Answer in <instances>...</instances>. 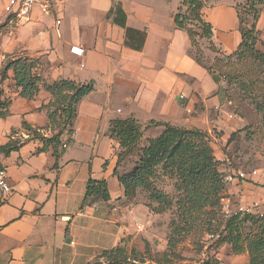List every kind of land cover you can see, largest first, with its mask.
Returning a JSON list of instances; mask_svg holds the SVG:
<instances>
[{"label": "crops", "instance_id": "0c3cea01", "mask_svg": "<svg viewBox=\"0 0 264 264\" xmlns=\"http://www.w3.org/2000/svg\"><path fill=\"white\" fill-rule=\"evenodd\" d=\"M5 1L0 0V100L7 106L0 118V166L12 190L0 203V264H94L103 250L131 248L143 233L141 215H150L149 206L126 201L114 174L120 147L109 135L113 119L134 117L144 138L162 132L156 122L200 129L211 137L218 159L242 119L230 108L225 81L196 59L186 29L174 22L183 0H42L26 16L5 13ZM242 1H205L201 14L212 35L201 41L212 59L209 43L229 55L241 42ZM256 28V46L264 51V5ZM18 57L33 59L42 78L32 98L20 95L13 69H4ZM59 79L92 82L94 88L77 104L74 131L61 136L56 156L52 146L38 151L42 144L30 140L26 128L45 136L55 132L41 106L51 99L46 87ZM11 143L16 148L5 153ZM90 178L107 182L108 201L83 204ZM244 178L229 182L226 193L240 203H263L264 193H246L251 183ZM142 260L155 262L149 253ZM247 261L244 255L229 264Z\"/></svg>", "mask_w": 264, "mask_h": 264}, {"label": "trees", "instance_id": "16d2710c", "mask_svg": "<svg viewBox=\"0 0 264 264\" xmlns=\"http://www.w3.org/2000/svg\"><path fill=\"white\" fill-rule=\"evenodd\" d=\"M205 1L207 0H183L174 15V22L177 26L186 29L191 44L197 52L200 51L197 37L207 39L212 35V25L205 21L201 14ZM263 5L264 0H246L243 5L237 4L238 17H240L241 7L250 19L247 21L240 19L241 42L231 53L235 59H246L264 65V51L256 46L259 40L256 21ZM191 20L197 21V29L191 26ZM209 44L212 51L216 50V53H220L212 43ZM195 56L201 63L197 53ZM215 60L220 63L225 60L229 62L226 56L221 59L216 57ZM203 65L213 73L216 79H223L225 82H229L235 75L239 76L243 71L239 69L232 72L221 70L216 72L212 67ZM8 68L13 69L14 80L20 95L25 98L34 97L42 81L41 76L34 70V60L29 57L11 59L4 67L5 70ZM241 82L244 88L247 83ZM93 88L92 82L78 83L71 79H59L46 87L51 94V99L41 107L47 109L50 126L55 132L45 136L36 129L26 128L29 130L28 138L38 140L42 144L38 151H44L52 146L53 154L58 156L57 147L63 144L61 136L64 133L70 135L74 131L77 104ZM228 92L227 85L225 86L226 96ZM6 106L7 103L0 100V118L6 115L4 109ZM152 124L162 125V132L156 137L144 138L142 125L132 116L115 118L110 123L109 135L118 141L120 147L117 152V165L123 156L129 155L143 141L139 147L134 168L123 175L118 173L117 168L114 170V174L123 187L126 201L135 197L136 190L140 188L148 193L149 205L164 203L168 208L173 209V218L169 221L170 231L167 235L168 249L174 248L185 236L198 230H206L199 250L201 253H206V256L196 264H220L215 255L224 242L229 243L236 253L243 250V242H246L245 247L249 252L247 263L264 264V213H233L224 217L222 208L226 194V181L219 169V160L212 149L209 134L200 129L184 128L169 123ZM15 148L16 143H11L4 147V151L8 153ZM163 179L171 182L172 193L166 192L159 184ZM90 199L104 201L110 199L107 182L104 179L90 178L87 181L83 204ZM248 222H251L252 226H249ZM255 223L258 230L252 232L250 227H253ZM245 228H250V232L245 233ZM206 234H218V237L204 248ZM209 250H214V254L210 255ZM166 255L167 253H163L162 259L159 260L155 255V260H152L158 264H169V260L163 257ZM143 263L138 251L133 248L128 250L125 245L101 251L94 262V264Z\"/></svg>", "mask_w": 264, "mask_h": 264}, {"label": "rangeland", "instance_id": "374dc122", "mask_svg": "<svg viewBox=\"0 0 264 264\" xmlns=\"http://www.w3.org/2000/svg\"><path fill=\"white\" fill-rule=\"evenodd\" d=\"M245 1L243 0L238 4L243 5ZM240 11L239 21L240 19L246 21L250 19L249 16L244 14V9L241 7ZM190 24L194 29H197L196 20H191ZM197 39L200 51L197 52L196 48H193V50L194 53H197L202 64L212 67L216 72L218 70L224 72L243 70L239 76L235 75L229 82H225L226 87L227 85L229 87L226 98L230 102V108L238 119H242V124L231 132L227 145L222 147L224 157L220 159L216 157L219 160V169L224 176L232 175V177H235L238 172H243L246 177L244 179L251 183L249 185L250 189L246 192L247 194L253 195L254 192L257 194L264 193V65L246 59H235L232 54L216 53V50L212 51L210 44H208V48L214 53V58L212 59L203 50L204 43L201 40L206 38L198 36ZM223 56L228 57L229 62L227 60L222 63L216 62V57L217 59H221ZM241 81L247 83L244 88ZM142 143L143 141L140 145ZM140 145H137L129 155L123 156L120 159L118 163L119 169H117L120 175L129 173L134 168ZM228 183L226 182L227 188ZM159 184L162 185L166 192L172 193L173 190L169 180L163 179ZM147 197L148 193L144 189L138 188L135 192V197L131 198L130 201L139 207L143 205L147 207L150 203ZM232 197V194L226 193L224 198H229V201L224 199L223 205L228 203L229 207L234 209L240 202ZM244 203L254 205L255 212L259 214L264 213V202L259 204L246 201ZM149 206L151 208L149 210L150 215H147V217L141 215L145 224V228L142 227L143 233L140 234V239L134 240L135 242H133L132 247L128 248V250L132 249L135 245V249H139L138 253L142 258H147L149 253L151 259H154L156 255L157 260L162 259L161 255L163 253H167L163 257L169 260V264H196L206 256V253L199 251L201 239L206 230L195 231L182 238L174 248L168 249L167 235L170 231L169 221L173 218V209L168 208L167 204L164 203H151ZM247 224L250 226L251 222ZM250 228L252 232L257 231V223L253 224V227ZM250 228H245L244 232H250ZM245 245L246 242H243V250L236 253L229 243L224 242L217 249L215 256L218 257L217 253L221 254V259L218 258L220 264H229L231 259L244 255H248L249 257V252ZM209 254L213 255L214 250H209Z\"/></svg>", "mask_w": 264, "mask_h": 264}, {"label": "built area", "instance_id": "2783aa9c", "mask_svg": "<svg viewBox=\"0 0 264 264\" xmlns=\"http://www.w3.org/2000/svg\"><path fill=\"white\" fill-rule=\"evenodd\" d=\"M41 2L42 0H6L3 6V10L5 13H14L15 15H18V16H26L29 13L30 9L35 4H38ZM43 10L47 11V5L43 4ZM56 23L59 24L60 20H56ZM72 50L76 52L77 54H81L83 52L81 48H73ZM27 135L29 136V134ZM244 177L245 175L243 172H238L235 177H232V175H226L224 177V180L226 182H231L236 178H244ZM11 190L12 188L7 179L6 169L0 166V203L3 202L5 198L8 197V195L11 193ZM222 210H223L224 217H228L229 215L233 213H242V214L257 213L254 211L255 210L254 205H249L246 203H240L234 209L230 208L227 203L223 205ZM260 214H263V213H260ZM217 237H218V234H206L205 235L206 244L204 245V248H206L208 243H210Z\"/></svg>", "mask_w": 264, "mask_h": 264}, {"label": "water", "instance_id": "95a60500", "mask_svg": "<svg viewBox=\"0 0 264 264\" xmlns=\"http://www.w3.org/2000/svg\"><path fill=\"white\" fill-rule=\"evenodd\" d=\"M66 218V217H65ZM70 239H67V241H69Z\"/></svg>", "mask_w": 264, "mask_h": 264}]
</instances>
